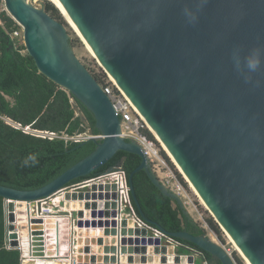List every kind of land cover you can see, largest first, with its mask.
I'll list each match as a JSON object with an SVG mask.
<instances>
[{"label": "water", "instance_id": "1", "mask_svg": "<svg viewBox=\"0 0 264 264\" xmlns=\"http://www.w3.org/2000/svg\"><path fill=\"white\" fill-rule=\"evenodd\" d=\"M3 1L7 13L23 27L26 52L39 73L75 97L93 115L101 135L95 137L89 130L88 141L96 144L95 151L40 189L21 191L0 185L5 229H14L8 226L15 220L13 211L25 214V203L34 206L54 197L122 151L142 158L129 176L139 215L170 238L195 245L212 261L235 264L232 254L207 235L169 233L145 217L133 183L140 171H146L152 183L188 214L180 197L160 182L143 148L122 137L121 120L111 100L77 57L64 23L29 0ZM56 1L103 70L166 145L217 223L252 264H264V0ZM253 52L261 59L256 71L246 63ZM74 109L80 114L77 105ZM116 190V186L94 185L89 192L67 194L66 201L81 203L66 207L78 208L80 219H101L79 222L81 229L93 228L87 236L104 237L92 241L99 246V256L94 255L91 264H145L148 244L158 247L161 242H147L138 231L128 229L126 220L115 221ZM90 200L99 203H82ZM128 256H137V262L125 261ZM187 257L194 261L192 255L182 259Z\"/></svg>", "mask_w": 264, "mask_h": 264}, {"label": "trees", "instance_id": "2", "mask_svg": "<svg viewBox=\"0 0 264 264\" xmlns=\"http://www.w3.org/2000/svg\"><path fill=\"white\" fill-rule=\"evenodd\" d=\"M46 9L54 18L60 19L58 10L51 3L47 4ZM0 19L4 25L0 27V185L34 191L48 185L92 154L96 144L90 141L66 143L61 139L51 141L38 138L12 128L3 118L24 128L60 135L84 134L88 129L95 135L100 133L95 128L93 115L68 91L39 73L32 57L20 52L26 50L25 46L12 40L9 35L17 27L15 21L6 12L0 14ZM71 98L84 115L88 127L77 116ZM146 134L154 139L149 131ZM141 164V157L121 151L107 165L70 185L92 179L119 166L130 176ZM133 183L142 213L149 221L169 233L187 231L195 236L206 235L205 230L191 220L179 204L152 183L146 171L138 172ZM209 224L219 232L212 220ZM177 241L202 252L206 264L212 262L211 256L195 245ZM178 254L190 255L191 252L180 248ZM19 258V252L5 249L4 199L0 197V264H19Z\"/></svg>", "mask_w": 264, "mask_h": 264}, {"label": "built area", "instance_id": "3", "mask_svg": "<svg viewBox=\"0 0 264 264\" xmlns=\"http://www.w3.org/2000/svg\"><path fill=\"white\" fill-rule=\"evenodd\" d=\"M4 10L6 11V8ZM15 23L17 27L9 35L12 40H17L24 46L23 27L16 21ZM0 26H3L1 20ZM20 52L22 54H27L26 50ZM105 74L106 77L103 79L99 78L98 81L111 100L114 109L121 120L122 137L126 141H133L140 145L148 157L152 169L155 171L160 182L180 198L184 197V190L180 183H177L174 178L166 172L167 166L161 157L160 149L157 147V144L146 134V131L149 129L142 116L111 77L107 73ZM77 116H79L78 113ZM3 120L7 125L16 130H21L25 134H30L51 141L61 139L66 143H82L88 141L89 138L92 137L88 132L68 136L66 134L60 135L47 131H38L31 127L24 128L22 125L15 123L8 118H3ZM95 137H101V135H95ZM94 185L116 186V198L112 200V202H115L118 206L116 209L118 216L115 218V221H119V219L121 221L126 220L128 223V229L138 231L140 237H144L146 241L159 240L161 242L159 247L171 248L173 254L180 258L184 255L178 254L179 250L180 248H185L189 250L191 252L190 255L194 257V264H197V260L204 262V255L202 252L189 248L178 242L176 239L170 238L139 215L131 195L129 176L121 166L112 168L92 179L69 185L65 190L61 191L54 197L45 199L42 202H36L34 206H32L31 203H25L26 208L24 207L22 209L25 211V214L19 215L17 209L16 211H13L12 214L15 217V220L14 222H9L8 226H12L14 229L12 231L5 229V249L7 251L19 252V264H41L39 262H42V264H55L59 262L62 264H91L92 262L90 259L94 255L97 257L99 256L97 253L99 246L94 245L92 241H97L104 237L100 238L98 234L96 236H93L92 234L87 236L86 232L88 230L92 232L93 228L87 229L84 226L81 229L79 227V222L96 221L99 223L101 219L96 218L93 220L91 218H86L85 216V218L81 220L78 217L80 210L72 208L67 209L66 207L67 204H79L81 201H66L65 197L67 194L72 195L89 192ZM95 202L99 203L98 200ZM95 202L90 200L89 202L84 201L82 203ZM39 203L41 204V211L39 210ZM21 217H24L26 220L20 221ZM22 226H26V230H22ZM96 230L99 231V228ZM81 231H83L86 240L82 239L83 234H80ZM143 232H145V235H143ZM12 234L17 235V239H11L10 235ZM88 240L90 242L87 244ZM81 241L82 245L80 246ZM63 242L67 244L65 249L62 247ZM14 243H17V245H13ZM147 247L150 246L148 245ZM87 248L89 252H87ZM235 264L241 263L235 262Z\"/></svg>", "mask_w": 264, "mask_h": 264}, {"label": "rangeland", "instance_id": "4", "mask_svg": "<svg viewBox=\"0 0 264 264\" xmlns=\"http://www.w3.org/2000/svg\"><path fill=\"white\" fill-rule=\"evenodd\" d=\"M34 6L46 8L49 2L48 0H29ZM53 5V4H52ZM54 6V5H53ZM55 7V6H54ZM56 8V7H55ZM5 3L0 0V14L5 11ZM57 9V8H56ZM58 10V9H57ZM6 12V11H5ZM7 13V12H6ZM60 16V21L64 23L68 34L71 38V45L73 47L74 52L80 61L90 70V72L97 78L103 79L106 77V72L103 70L99 61L92 55L90 50L86 47L81 38L75 33V31L69 26V24L65 21L62 14L58 11ZM8 14V13H7ZM9 15V14H8ZM23 42V41H22ZM27 53V52H26ZM71 102L75 106L76 103L74 99L71 98ZM84 117V115H83ZM150 133L151 131L148 130ZM154 141L157 144V147L160 149L161 157L165 161L167 169L166 172L169 173L171 177L178 183H180L181 187L184 190V197L180 198L182 201V205L187 212L188 216L193 220L199 227L205 230L206 235L210 237L214 242L218 245L223 246L232 254L235 262H240L241 264H245L246 262L241 257V255L236 251L233 247V244L230 242L226 232L223 228L217 223L216 219L204 205H202L201 200L196 196L190 184L187 182L185 176L181 173L179 168L174 164L169 153L164 149L161 142H159L155 136ZM212 220L216 227L219 229V232H216L209 224V221ZM203 261L197 260V264H202Z\"/></svg>", "mask_w": 264, "mask_h": 264}, {"label": "bare ground", "instance_id": "5", "mask_svg": "<svg viewBox=\"0 0 264 264\" xmlns=\"http://www.w3.org/2000/svg\"><path fill=\"white\" fill-rule=\"evenodd\" d=\"M49 2H51V4H53L58 11L62 14L63 18L65 19V21L69 24V26L75 31V33L81 38V40L84 42V44L86 45V47L90 50V52L92 53L93 56H95V58L98 60L96 54L94 53L93 49L91 48V46L89 45V43L87 42V40L84 38V36L82 35V33L79 31V29L77 28V26L72 22V20L63 12V10L61 9L59 3L56 0H48ZM99 61V60H98ZM100 62V61H99ZM101 65V63H99ZM101 67H103L101 65ZM104 68V67H103ZM111 77V76H110ZM111 79L115 82V80L111 77ZM125 94V93H124ZM127 96V95H126ZM129 99V97H128ZM130 100V99H129ZM131 101V100H130ZM133 104V103H132ZM134 105V104H133ZM134 107L136 108V110L139 112V114L142 116L143 120L145 121V123L147 124L148 129L151 131V133L155 136V138L162 143L164 149H166V151L169 153V156L171 157L172 161L174 162V164L179 168V170L181 171V173L185 176L187 182L190 184L191 188L193 189L194 193L196 194V196H198V198L201 200L202 205H204L208 210L209 207L208 205H206V203L203 201L202 197L199 195V193L196 191V189L194 188V186L192 185V183L189 181V179L187 178V176L184 174V172L181 170V168L178 166V164L176 163V161L174 160V158L172 157V155L170 154L169 150L167 149L166 145H164V143L161 141L160 137L157 135V133L152 129L151 125L148 123V121L145 119V117H143L142 113L137 109V107L134 105ZM78 209V208H76ZM211 212V211H210ZM213 215V214H212ZM83 220V219H81ZM224 230V229H223ZM225 231V230H224ZM226 232V231H225ZM230 242L233 244V247L236 249V251L241 255V257L244 259V261L246 262V264H252L248 258L246 257V255L241 251V249H239L238 245L236 244V242L232 239V237L226 232ZM83 240H86L84 237V234L82 236ZM150 241V240H149ZM147 241V242H149ZM84 242V241H83ZM82 245V241L80 242V246ZM150 245V244H148ZM67 246V244L65 243V247ZM146 253L149 255V257L147 258V261L145 264H194L193 259H191L190 257L187 258H180L174 254H172L171 252V248L169 247H147L146 248ZM140 258V256H138V259ZM125 261L129 262H137V256H133L131 259L129 258V256L127 258H125ZM97 264H109V261H102L99 262L97 261ZM42 264V262H39ZM55 264H62L61 262L59 263H55ZM66 264V263H64Z\"/></svg>", "mask_w": 264, "mask_h": 264}, {"label": "clouds", "instance_id": "6", "mask_svg": "<svg viewBox=\"0 0 264 264\" xmlns=\"http://www.w3.org/2000/svg\"><path fill=\"white\" fill-rule=\"evenodd\" d=\"M246 63L250 71H256L261 64V59L259 54L257 52H253L249 57L246 58Z\"/></svg>", "mask_w": 264, "mask_h": 264}, {"label": "crops", "instance_id": "7", "mask_svg": "<svg viewBox=\"0 0 264 264\" xmlns=\"http://www.w3.org/2000/svg\"><path fill=\"white\" fill-rule=\"evenodd\" d=\"M3 12H5V11H3ZM10 16V15H9ZM1 20V19H0ZM2 21V20H1ZM3 23V22H2ZM0 27H4V25L3 26H0ZM73 104V103H72ZM76 114H77V111H76ZM80 117L82 118V119H85L84 117H83V114L80 112ZM87 132H89V129L87 130ZM4 222H5V219H4ZM62 247L65 249L66 247H65V242H63V244H62ZM197 262V261H196ZM203 264H206V263H204L203 262Z\"/></svg>", "mask_w": 264, "mask_h": 264}, {"label": "flooded vegetation", "instance_id": "8", "mask_svg": "<svg viewBox=\"0 0 264 264\" xmlns=\"http://www.w3.org/2000/svg\"><path fill=\"white\" fill-rule=\"evenodd\" d=\"M212 264H219L217 261H212Z\"/></svg>", "mask_w": 264, "mask_h": 264}]
</instances>
